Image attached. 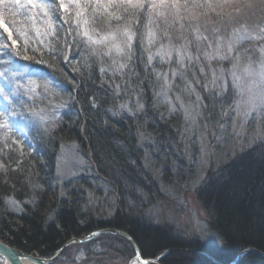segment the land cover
I'll return each mask as SVG.
<instances>
[{
  "label": "rangeland",
  "instance_id": "374dc122",
  "mask_svg": "<svg viewBox=\"0 0 264 264\" xmlns=\"http://www.w3.org/2000/svg\"><path fill=\"white\" fill-rule=\"evenodd\" d=\"M68 1L66 6L74 13L77 10L75 4L72 0ZM212 2L221 4V7L209 11L208 15L201 17L199 23V34L207 39L196 38L197 33L190 30V27H197L195 23L189 26L186 21L182 29L180 23L168 28V25L160 21V30L156 31L157 39L149 45L145 35L149 11L145 10L143 13L144 22L139 25L137 33L142 39L147 63L149 55L156 54L162 45L166 48H186L193 58L190 63L185 56L183 65L178 64L176 53L173 51L171 60H162L160 56H155L153 62L148 63L154 80V85L150 86L153 93L151 104L157 112V119L148 117L142 125L153 123L151 128L154 129L149 131L154 132L157 130L156 124H164L165 119L172 118L171 120L175 121L168 123L175 132V137L169 140L160 139V135H151L136 123L132 129L126 130V133L132 134L136 140L131 148L135 154L126 162V166L135 170L140 168L138 177H144L139 181L147 185L146 189L141 188L137 182L126 181V176L123 178L120 173L116 180L98 174L93 160L94 151L88 139H83L85 120L81 117V105L74 100L75 93L69 90L67 81L59 88L53 82L54 79L58 80L56 77L35 70L25 73L22 79L17 76L20 84L27 85L19 89L20 110L31 113L34 121L27 126L18 125L24 133L21 136L25 137L28 131L37 128L49 132L55 127V123L69 115V125L73 126V123L78 121V130L84 141L83 145L69 138L59 141L55 159L56 181L50 186L48 195L53 203L48 219L58 210L61 202L66 205H78L80 214L84 216L90 214L102 219L109 218L115 210L126 211L134 218H141L144 222L166 229L172 237L180 240L184 247H173L172 251L203 255L198 252L201 251L211 256V253L217 251L219 240L208 228L206 210L197 198L196 191L208 175L214 176L242 152L264 140V105L261 104L264 82H261L257 75L261 71L260 65L264 63V53L261 52V49H264V38L242 39L236 43V36L233 34V29L243 31L246 27L248 35H260V30L264 29V0H239L228 5H224L223 0ZM245 3H251L252 7L245 8L239 16L229 15L234 14L236 9L243 8ZM61 10L58 18L66 15L65 11ZM216 12L222 13L224 19H218ZM72 19H75L74 15ZM188 21H191V17H188ZM37 26L32 30L35 37L45 40L48 36H53L51 31L47 30L46 24L39 23ZM0 27L3 31L4 26ZM213 28L218 31L214 32ZM4 33L8 36L7 32ZM79 38L81 39L80 36ZM218 40L221 43L219 55L228 58L221 60L216 56L209 61L204 53L214 54ZM230 40L234 45L231 53L228 51ZM82 41V48L94 58L99 68L98 79L104 85L102 94L106 96V93L110 92L113 96L115 109L110 108L106 113L111 114L113 119L122 115L133 119L132 115L142 113L144 104L141 96L134 89L129 90L126 85L133 48L130 55L117 58L104 55L107 51L104 47H97L93 52L92 48ZM36 42L37 40L30 41L28 49L32 50ZM237 54L240 56V63L236 74L241 77V87L244 90L242 96L233 87L231 75ZM250 62L254 74L245 76L243 70ZM120 63L126 65L123 70H117ZM3 67H0V70ZM201 68L204 69L203 72ZM102 69L104 71H101ZM213 72L218 77L215 84ZM158 73L160 75H157ZM29 81L35 82V91L29 90L33 87L28 84ZM4 84L5 81L0 78V87H4ZM205 95L214 106L209 108V102L204 103ZM250 95L256 97L258 107L255 112L245 117V101ZM3 103L0 99V106ZM96 106L95 100L89 102L90 109L94 110ZM138 164L140 167L136 168ZM9 207L15 211L20 209L17 202L13 204L12 201ZM97 244L88 247L94 248ZM72 245L63 250L66 255L59 257L62 264H72L71 261L79 264L81 261L90 260L85 247ZM188 245L190 247H186ZM163 251L165 250L159 254ZM78 256L82 259H77ZM234 260L222 263L231 264Z\"/></svg>",
  "mask_w": 264,
  "mask_h": 264
},
{
  "label": "trees",
  "instance_id": "16d2710c",
  "mask_svg": "<svg viewBox=\"0 0 264 264\" xmlns=\"http://www.w3.org/2000/svg\"><path fill=\"white\" fill-rule=\"evenodd\" d=\"M61 2L65 6L69 3L68 0H57L54 5L57 15L62 11L59 7ZM15 20L19 28L28 29L29 42L37 40L32 48H40L44 53L41 55L36 52L35 59L30 60L28 58L33 56L32 50L25 51L23 41L17 40L15 47L20 49L21 55L16 56L15 60L20 64L30 65L32 71L56 77L64 85L68 82L69 90L75 93L74 100L81 105V117L85 120L83 139H88L94 151L93 160L98 174L116 180L120 173L123 178L126 176V181L137 182L141 188L146 189L147 185L139 181L144 177H138L140 168L135 170L126 166V162L135 154L131 148L136 141L126 130L136 123L151 135H160V139H174L175 132L169 124L175 120L165 119L164 124L160 125L155 123L157 130L154 132H151L154 129L151 128L153 123L142 125L148 117L156 120L157 112L151 104L153 93L150 86L154 85V80L139 33L134 40L126 85L129 90L134 89L139 93L144 108L142 113L132 115L133 119L123 117L122 114L113 119L111 114L106 113L110 108L115 109L113 96L110 92L106 96L102 94L104 85L98 79L99 68L94 58L82 48L83 41L74 27L64 22L65 16L54 21L55 34L45 40L32 34L39 22L33 24L28 16L19 14ZM25 20H29V23L25 24ZM3 26L7 27V24ZM9 30L12 31L11 28ZM0 32H3L1 27ZM4 37L11 45L12 41L7 39L5 33ZM12 39H16L15 33ZM8 52L9 55H15L13 48L8 49ZM6 58L0 54V59ZM3 66L5 65H0ZM91 100L97 102L94 110L89 108ZM203 100L204 103L209 102L207 95ZM211 105L214 106L209 102V108ZM68 121L71 122L70 116L66 115L49 132L41 128L32 129L25 137L19 132L12 135L8 130H0V161L6 166V170L0 169L2 241L24 252L47 258L71 237L84 236L97 228L113 227L124 230L134 239L143 258H153L162 250L170 249L160 259V264H214L201 254L172 251L173 247H184L180 240L172 237L166 229L144 222L141 218H134L126 211L115 210L109 218L102 219L90 214L84 216L80 214L78 205L61 202L58 210L48 219L53 205L48 195L50 186L56 181L55 159L59 141L69 138L80 145L84 143L78 130V121L73 126ZM7 136L11 138L5 146ZM13 139L19 143L13 145ZM137 167H140L139 164ZM196 193L206 210L208 228L219 240L217 251L211 253L216 260L221 263L232 261L239 251L247 247L264 252V140L242 152L214 176L208 175ZM11 201L17 202L20 208L18 211L9 207ZM94 244H97L94 248L88 247ZM72 246L85 247L86 255L90 256L89 261H81L79 264H126L134 255L131 244L114 234H102L94 240ZM66 254L63 251L50 264H62L59 257ZM70 263L75 264L72 261ZM238 264H264V258L249 251Z\"/></svg>",
  "mask_w": 264,
  "mask_h": 264
},
{
  "label": "snow or ice",
  "instance_id": "6c2138e0",
  "mask_svg": "<svg viewBox=\"0 0 264 264\" xmlns=\"http://www.w3.org/2000/svg\"><path fill=\"white\" fill-rule=\"evenodd\" d=\"M75 4L76 11L72 13L70 9L63 3L59 4V7L65 11V23H69L70 26L74 25V31L76 34L84 40L93 52L97 47H104L107 49L103 54L106 56H115L117 58L130 55L133 48V41L137 37L139 31V25L144 22L143 13L145 10L149 11L148 23L146 25L147 32L146 37L149 45L157 39L156 31L160 30V21H163L168 28L175 23H180L181 28H184V24L187 21L189 26L191 23H195L197 27L191 28L192 32L197 33V39H207L199 34V23L203 16L208 15L209 11H215L216 8L221 7V4L213 3L212 0H72ZM230 2H239V0H223L224 5H228ZM57 0H0V25L7 24L4 27L3 32H0V54L7 57L6 59H0V65H5L0 70V78L5 81L4 87H0V99L3 100V105L0 106V130H8L12 135L15 132H19L24 135L22 129L18 125L27 126L30 123H34L32 120V114L20 110V95L19 89L27 87V85L20 84L17 76L23 78L25 73L31 71V66L28 64L21 65L16 60V56L21 55V51L16 46L17 40H22L24 43V50L27 51L29 47L28 29H21L17 26L15 17L17 14L21 16H28L29 20L35 24L37 22L47 25V30H50L52 34H55L56 25L54 21L58 18L56 5ZM252 7L251 3H245L243 8L236 9L235 13L229 15L239 14L245 9ZM13 9L16 11L14 12ZM72 15L75 19H72ZM188 17H191V21H188ZM218 19H224V15L220 12H216ZM29 20H25L24 23L28 24ZM9 28L12 31H9ZM133 29H136L133 31ZM155 29V31L153 30ZM78 30V31H77ZM213 31L218 29L213 28ZM4 32L8 33L7 39L12 40V44L9 45L4 37ZM13 33H15L16 39H12ZM246 27L241 29H233V34L236 36V43L242 39H255L259 40L264 38V29L260 30V35H248ZM39 35V32H37ZM43 44V41H41ZM211 47V45H209ZM221 43L217 41V47L213 53L205 52V57L211 61L216 56H219L221 60L228 57L219 55ZM233 42L230 40L228 44V51H233ZM13 48L15 55H9L8 49ZM127 49V52H126ZM176 53L178 64L183 65L185 56L191 63L192 56L187 53L186 48H171L161 46V49L156 54H150L148 57V63L151 64L155 56H160L161 59H172V52ZM33 56L28 59H35V53L40 52L43 55V51L40 48L32 49ZM264 53V49H261ZM51 54V53H50ZM115 63V61H114ZM240 63V56L237 54L236 63L233 64L232 83L239 94L242 96L244 93L241 87V77L236 74V68ZM126 67L124 63L118 65L117 70H123ZM261 71L257 74L260 77V81L264 82V63L260 65ZM13 69H16L14 71ZM101 71H104L103 69ZM204 69L201 68V72ZM245 76H252L253 70L251 62L245 66ZM157 75H160L159 73ZM176 75V73H173ZM218 77L213 72V83L215 84ZM56 87L62 88V82L53 80ZM167 83V80H165ZM28 84L33 85L30 91H35L34 81H29ZM251 93V88H249ZM179 99V98H177ZM247 111L244 113L245 117L251 115L256 111L258 105L256 103V97L250 95L248 100L245 101ZM261 104L264 105V97H261ZM239 108V105H237ZM10 136L6 137L5 146H7V140ZM27 142V140H25ZM19 143L17 140H12V144ZM0 169L6 170V166L0 161ZM15 204V201H12ZM100 232H93L90 234V238L101 235ZM76 243V241H74ZM77 259H82L78 256ZM131 264H152L150 261H144L140 259L139 253L133 259Z\"/></svg>",
  "mask_w": 264,
  "mask_h": 264
},
{
  "label": "water",
  "instance_id": "95a60500",
  "mask_svg": "<svg viewBox=\"0 0 264 264\" xmlns=\"http://www.w3.org/2000/svg\"><path fill=\"white\" fill-rule=\"evenodd\" d=\"M93 232H100L102 234H114L116 236H120L124 238L125 240H127L131 244L133 248V252H134V255L129 259L127 264H131L133 259L137 256V253H139L141 260L150 261L152 262V264H160L159 259L170 251V249H165V251H163L158 256H155L153 258H143L141 256L138 245L127 232L121 229L113 228V227H103V228L94 229L88 232L87 234H85L83 237H71L67 239L51 254V256L47 258L40 257L32 253L24 252L14 246L8 245L7 243H5L4 241L0 239V264H21L22 262H29L31 264H50L68 246L72 244H79V243L87 242L91 239L96 238V237L90 238V234ZM74 241H76V243H74ZM250 250L256 251L257 253L264 256V254H262V252H260L259 250H256L252 247H247V248L242 249L236 254L235 260L231 264H236L241 259V257ZM198 252L202 253L205 257H207L209 260H211L212 262L216 264H224V263L219 262L213 256H211L210 254L206 252H201V251H198Z\"/></svg>",
  "mask_w": 264,
  "mask_h": 264
},
{
  "label": "bare ground",
  "instance_id": "6f19581e",
  "mask_svg": "<svg viewBox=\"0 0 264 264\" xmlns=\"http://www.w3.org/2000/svg\"><path fill=\"white\" fill-rule=\"evenodd\" d=\"M81 237H83V236H81ZM97 238V237H96ZM96 238H94V239H96ZM94 239H91V240H94ZM91 240H89V241H91ZM88 242V241H87ZM83 243H86V242H83ZM83 243H79V244H83ZM75 245H78V244H75ZM251 251V250H250ZM249 252V251H248ZM254 252H256V251H254ZM261 252V251H260ZM257 253V252H256ZM246 254V253H245ZM262 254H264V252H262ZM261 257H263L264 258V256L263 255H261V254H259ZM21 264H31V263H29V262H22Z\"/></svg>",
  "mask_w": 264,
  "mask_h": 264
}]
</instances>
